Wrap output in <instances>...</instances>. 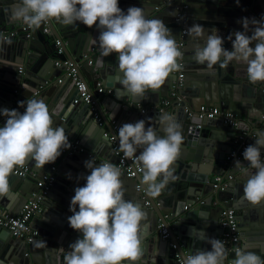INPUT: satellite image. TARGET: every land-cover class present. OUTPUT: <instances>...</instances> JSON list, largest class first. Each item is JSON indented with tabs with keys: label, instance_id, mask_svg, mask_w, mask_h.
I'll return each instance as SVG.
<instances>
[{
	"label": "water",
	"instance_id": "95a60500",
	"mask_svg": "<svg viewBox=\"0 0 264 264\" xmlns=\"http://www.w3.org/2000/svg\"><path fill=\"white\" fill-rule=\"evenodd\" d=\"M17 0H0V30L18 32L10 38L0 35V109H16L24 111L19 102L28 98L43 99L53 113L54 127L65 128L68 138H77L85 146L86 152L61 155L54 163L37 168L35 162L25 160L30 168L43 173L55 164L59 165L56 179L48 193L41 201V211L31 220L40 226L38 236L27 246L23 239L11 235L6 228H0V264H64V255L69 245L82 234L72 229L68 217L74 189L86 184L84 177L90 174L85 167L89 152L96 153L97 165L105 161L102 153H110V161L115 157L110 141L103 133L111 131V120L121 127L125 123L145 120L146 128L151 123L156 126L163 115L174 117L182 126L183 143L177 160L171 166L175 179H170L160 195H149L142 182L143 172L134 177L121 174L124 198L140 205L145 219L140 226L141 257L135 264H179L175 257L177 251L182 259L196 249L211 250L205 247L206 237L218 239L220 232L217 226L219 207L213 206L216 197L221 204L232 207L236 211L240 233V247L248 245L250 251L264 258V201L252 204L244 196V185L248 175L255 172L249 162L243 158L239 166L233 162L230 172L234 180L223 190H214L213 176L222 173L224 157L239 145L236 135L242 130L252 135L250 144L256 139H264V81H249L246 65L232 61L226 68L216 64L209 69L206 64H199L194 59V49L203 46L205 41L194 39L187 33L185 37L184 80L179 88L182 100L172 102V110H152L150 105L157 104L162 98H170L169 91L176 78L171 72L165 82L157 90H148L142 97L132 96L122 85L123 74L118 68L117 54L103 57V67H98L100 53L91 56L92 63L82 60L81 55L88 53L91 47L98 50L99 42L92 41L99 36L96 26H87L76 22L64 25L56 19L47 20L51 35L43 33L44 22L39 28H32L30 37L19 29L22 24L11 19L12 6ZM187 3V29L193 24L204 27L205 37L216 29L223 39V47L232 50L228 36L235 31H243L242 18L256 20L264 18V0H118L119 7L126 13L129 7H140L148 19L159 18L169 28L175 40L179 36L181 25L175 21L176 6ZM262 12V15L259 13ZM251 35V32L248 33ZM52 38L60 40L62 53H56ZM233 39L235 37L233 36ZM254 47L253 45H250ZM79 63L77 72L92 97V104L98 111L103 125L98 124L92 116L89 104L82 100L74 102L77 89L74 80L66 78L61 83L56 79L61 76L65 66L55 65L57 59H71ZM22 68V70L20 69ZM101 81L105 89H111L112 95L96 93L97 81ZM19 86L18 92L14 90ZM145 107L141 112L138 106ZM201 105L219 106L223 111L232 112L239 120V126L225 124L221 117L199 118L189 116L186 107L197 111ZM11 108V109H9ZM6 118L0 116V127ZM245 127L239 128V127ZM159 127V125H157ZM160 135H163L161 132ZM141 148L137 149L139 155ZM264 162V148L260 149ZM240 168H243L240 171ZM69 176L71 178H69ZM9 191L0 195V206L9 213H19L22 205L37 192L36 183L31 178L20 177L13 172L9 176ZM158 178V182H159ZM140 184L141 189H137ZM149 205L145 206V199ZM200 198L203 203H198ZM190 207L184 209L186 203ZM220 204L218 206H220ZM213 212L215 214L212 213ZM79 210L77 205V211ZM166 215V217H164ZM162 222L167 229L168 238L157 234L158 224ZM175 245V249L171 247ZM28 252V255H25ZM231 255V259L234 258ZM123 264H130L124 261Z\"/></svg>",
	"mask_w": 264,
	"mask_h": 264
},
{
	"label": "clouds",
	"instance_id": "9594fccd",
	"mask_svg": "<svg viewBox=\"0 0 264 264\" xmlns=\"http://www.w3.org/2000/svg\"><path fill=\"white\" fill-rule=\"evenodd\" d=\"M11 19L30 28L56 19L64 25L79 22L88 28L96 26L101 50L97 59L103 67V57L118 56V68L123 74L122 85L134 97L148 90H157L179 65L182 53L169 28L159 18L148 19L140 7H129L125 13L118 0H17L12 6ZM243 31L228 36L232 50L223 47L216 29L205 37L204 27L193 24L187 34L204 39L194 49L193 59L212 69L216 64L226 68L232 61L246 65L250 82L264 81V18H242ZM251 32V35L248 33ZM233 36L235 39H233ZM254 47L250 46L253 45ZM23 112L0 109L6 123L0 127V195L9 191V176L16 166L31 158L37 168L54 163L61 149L71 144L65 128L53 126V113L43 99L28 98L19 102ZM146 128L145 120L125 123L118 129L120 150L134 158L143 172L142 182L151 196L160 195L170 179H175L172 165L183 143L182 126L172 116L163 115L157 125ZM163 135H160V133ZM141 148L139 155L137 149ZM264 139H256L242 155L255 172L248 175L244 196L252 204L264 201V162L260 149ZM90 174L86 184L74 189L68 217L70 227L82 234L64 255V264H135L142 255L139 236L145 213L140 205L124 198L121 171L111 162L86 160ZM239 166L240 161L234 162ZM69 178H71L69 176ZM158 178L159 182H158ZM77 205L79 210L77 211ZM211 250L196 249L184 257L183 264H224L227 252L223 241L209 239ZM231 264H264V258L250 251L248 245L235 250Z\"/></svg>",
	"mask_w": 264,
	"mask_h": 264
},
{
	"label": "built area",
	"instance_id": "2783aa9c",
	"mask_svg": "<svg viewBox=\"0 0 264 264\" xmlns=\"http://www.w3.org/2000/svg\"><path fill=\"white\" fill-rule=\"evenodd\" d=\"M187 3L181 2L179 5L176 6V15H175V21L178 22L181 27L179 30V36L176 39V44L178 49L181 51L182 55L177 59V64L179 67L173 71L176 73V78L173 81V84L169 91L170 98H162L157 104L150 105V109L152 110H172L173 105L172 102L176 101L177 104L183 99L180 95L179 88L183 84L184 80V46H185V37L184 35L187 33ZM261 15V14H260ZM252 18H256V16L253 14L251 16ZM43 27V33H46L48 35H51L49 26L47 25V21L44 22ZM19 29L25 32L27 37H30L31 29L25 24H21L19 26ZM17 30H0V35H2L3 38L7 39L10 37H13L17 34ZM55 46H56V53L61 54L62 48L60 46V40L56 38H52ZM101 53V50H98L95 47H91L90 51L88 53H83L81 55L82 60L87 59L88 63H92L91 56ZM55 65L58 67L65 66L62 74L60 77L56 79L58 83H61L66 78H71L74 80V85L77 89L76 98L74 99V102H78V100H82L84 103L89 104L90 109L92 110V116L97 118L98 124L103 125V122L100 118V115L96 108L92 104V97L90 92L87 90L85 83L79 79V75L77 72V68L79 67V63L71 59H57L55 61ZM22 70V68H20ZM94 91L96 93H106L111 94V89H105V87L102 85L101 81H97ZM14 92H18V89L16 88ZM146 110L145 107H141L140 111L144 112ZM23 112V111H21ZM186 112L189 116L191 115H197L199 118H214V117H221L223 122L229 126L237 127L239 126V120L236 119L235 115L232 112L229 111H223L220 109L219 106H208V105H201L200 108L197 111H193L192 109L186 107ZM111 131L105 130L103 135L108 137V140L110 141L111 150L115 157L114 163H112L110 160L104 161V162H111L114 164L117 168L120 169L121 174H123L126 177H134L135 175H139L142 173L141 166L138 164L134 158H127L124 153L120 150L119 145V139H118V129L119 125L115 120H111ZM251 133L248 131H241L236 135L235 141L239 140V145L237 148L232 149L229 153H227L224 157V165L222 168V173L218 175L213 176V183L212 186L214 190H223L225 189L231 181L234 180V175L230 172V169L232 168L233 162L237 159L243 158V151L244 149L250 145L249 139L251 138ZM69 142L71 144L70 149H62V152L64 154H72V153H84L86 152L85 146L80 142L77 138H68ZM89 157L97 160L99 156L94 152L88 153ZM56 170L57 166L52 165L49 169V171L39 173L38 171L34 170L33 168H30L27 164H23L21 166H16L13 169V173L23 177V178H31L35 181L37 192H33L31 194V197L25 201V203L22 205L19 213L12 214L9 213L6 209H4L2 206H0V228H6L10 231L11 235L17 238H21L24 240L25 244L29 246L38 236V230L30 226V220L31 218L37 214L41 210V201L43 200L44 196L48 193L50 190V187L52 186L53 182L56 179ZM137 189H141L140 184H137ZM145 199V196H142ZM155 196H153L154 198ZM198 203H203V201L200 198H197ZM213 206L219 207L220 211L218 213V224L220 227V233H219V240L223 241L227 256L225 258L224 264H231V255L235 253V250L240 247V233H239V226H238V220L236 217V211L234 208L229 207L223 202L218 201L216 194L212 202ZM220 204V206H218ZM144 205L148 206L149 201L145 199ZM188 206L185 205L184 209H187ZM166 217V215L164 216ZM157 234L160 235L161 238L165 239L168 238V232L166 227L162 222L158 224V230ZM172 248H176L174 244H171ZM25 255H28V252H25ZM189 254H186L187 256ZM175 257L179 264H183V259L181 255L175 251ZM34 264V263H32Z\"/></svg>",
	"mask_w": 264,
	"mask_h": 264
},
{
	"label": "crops",
	"instance_id": "0c3cea01",
	"mask_svg": "<svg viewBox=\"0 0 264 264\" xmlns=\"http://www.w3.org/2000/svg\"><path fill=\"white\" fill-rule=\"evenodd\" d=\"M99 81H100V80H99ZM16 87H17V89H19V86H16ZM109 95H112V93L109 94ZM0 103H4V100H3V99H0ZM141 107H142L141 105L138 106L139 109H140ZM9 109H11V108H9ZM119 128H120V126H119ZM239 128H243V129H244L245 127L243 126V127H239ZM245 129H246V128H245ZM245 129L242 130V131H246ZM248 132H249V131H248ZM102 154H103V156H105V158H106L105 161L111 159V154H110L109 152H108V153L105 152V153H102ZM55 165L57 166V170H56V172H57V171H59V170H58V169H59L58 167H59L60 164H55ZM242 169H243V168H240V171H241ZM186 205L188 206V208L190 207L189 202H187ZM188 208H187V209H188ZM40 211H41V210H40ZM40 211H39V212H40ZM212 213L215 214V213L213 212V209H212ZM29 224H30L31 227H33V228H35V229H37V230H38V229L40 230V226H39L37 223H35L34 221H31V223H29ZM218 225H219V224H218V220H217V226H218ZM218 230L220 231V227H219ZM219 233H220V232H219ZM219 233H218V235H217L218 238H219ZM210 237H211V236L206 237L207 240H205V242H204L205 247H208V246L210 245V244L208 243V240L211 239ZM203 250H207V249H203ZM207 251H209V250H207ZM0 261H1L2 263H4L3 260H0Z\"/></svg>",
	"mask_w": 264,
	"mask_h": 264
},
{
	"label": "flooded vegetation",
	"instance_id": "af4514ba",
	"mask_svg": "<svg viewBox=\"0 0 264 264\" xmlns=\"http://www.w3.org/2000/svg\"><path fill=\"white\" fill-rule=\"evenodd\" d=\"M259 14H261V15H262V12H260Z\"/></svg>",
	"mask_w": 264,
	"mask_h": 264
}]
</instances>
